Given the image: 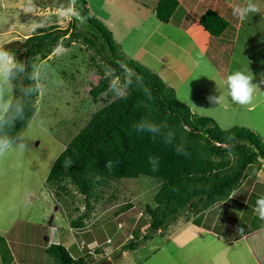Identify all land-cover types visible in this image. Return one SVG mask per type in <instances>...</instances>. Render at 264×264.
<instances>
[{
	"label": "rangeland",
	"instance_id": "374dc122",
	"mask_svg": "<svg viewBox=\"0 0 264 264\" xmlns=\"http://www.w3.org/2000/svg\"><path fill=\"white\" fill-rule=\"evenodd\" d=\"M157 1L87 0L92 14L112 32L122 54L156 73L173 88L177 101L198 115L213 118L221 129L246 127L264 141V14H261L264 0H254L260 13L246 19L227 14L229 26L220 36L221 43L215 48L209 46L210 52L218 53L216 58L209 55L212 59L194 43L186 27L176 24L175 14L167 23L156 18ZM34 3L37 11L27 13L23 10L24 0H0V37L6 40L16 37L15 40L23 43L33 32L35 23L45 21L44 26L57 24L61 28L70 25L71 20H60L56 15V9L65 0H34ZM234 3L243 6L246 0ZM208 4L202 2L194 8L195 12L202 13ZM65 48L64 56L53 57L50 53L46 59L63 85L49 86L39 100L32 117L37 126L29 133L31 150L0 163V236L16 254L19 264H57L54 257L45 253V247L51 243L64 245L73 256L84 254L82 257H89L88 261L91 255L86 252L93 248L95 254L105 256L104 261L117 263L122 246L148 231L145 206L155 204L159 181L140 175L101 182L88 198L89 209L87 198L75 186L64 181L46 183L55 157L102 106L101 98L107 95L102 93L96 99L92 96V87L101 77L99 60L93 56L92 49L81 41ZM237 70L252 75L253 83L259 86L251 105H236L230 98L226 78ZM219 94L223 97L219 105L209 103V96ZM112 97H115L113 93ZM129 203L131 206L127 208ZM83 213L93 218L91 222L84 219L78 227L71 226ZM178 219L192 220L193 215L182 212L168 224ZM209 220L206 218L205 222ZM161 229L155 232L159 234ZM215 230L222 231L221 227ZM75 241H83L84 247L75 248ZM88 244L93 247L89 248ZM106 246L107 252L109 248L112 251L107 256L103 250ZM144 251L139 248L130 253L144 257ZM102 262L97 255L94 264ZM0 264H3L1 260Z\"/></svg>",
	"mask_w": 264,
	"mask_h": 264
},
{
	"label": "trees",
	"instance_id": "16d2710c",
	"mask_svg": "<svg viewBox=\"0 0 264 264\" xmlns=\"http://www.w3.org/2000/svg\"><path fill=\"white\" fill-rule=\"evenodd\" d=\"M177 6L178 0H158L154 8L156 18L168 22ZM77 8L84 18L83 23L72 19L66 28L57 24L36 28L23 41L22 50L14 51L21 60L23 53L26 59H48L59 42L69 47L81 41L98 58L101 77L92 87V96L96 99L102 93L107 95L101 98L102 106L55 157L45 181L49 185L64 181L75 186L87 198L89 209L88 198L101 182L140 175L157 179L155 204L145 206L148 231L141 238L125 243L121 250L134 249L182 212L197 214L229 197L240 185L249 166L264 163V141L246 127L221 129L213 118L198 115L177 101L173 88L156 73L122 54L112 32L92 14L87 0H77ZM199 23L213 36H219L228 26L223 17L210 9L200 16ZM121 64L142 77L141 86H134L126 98L112 97L109 80L104 75L106 66L119 73ZM36 109L30 108L27 119L18 125L17 131L26 126ZM143 118L167 124L176 132L175 143L183 142L189 155L177 154L174 145L164 143L160 137L153 139L150 134L137 132L135 124ZM150 156L159 158L155 170L149 163ZM69 157L73 164L66 167L64 161ZM109 160L113 162L110 169L105 167ZM60 189L65 190L64 186ZM86 217V213L79 215L71 226L78 227ZM45 253L54 257L57 264H88L82 256H71L60 243L49 244ZM0 257L3 264H12L10 251L1 236Z\"/></svg>",
	"mask_w": 264,
	"mask_h": 264
},
{
	"label": "crops",
	"instance_id": "0c3cea01",
	"mask_svg": "<svg viewBox=\"0 0 264 264\" xmlns=\"http://www.w3.org/2000/svg\"><path fill=\"white\" fill-rule=\"evenodd\" d=\"M204 1L209 2L208 8H203V12L197 14L194 8ZM234 1L191 0L189 2L188 0H178V6L168 22L173 19L175 14L176 24L186 27L185 31L201 51L207 54L209 59H212V56L209 55L216 58L218 53L210 52L209 46L215 48L217 44H220L219 40H222L220 36L226 29L219 36L210 35L199 23V18L207 9H210L228 22L227 14L233 15V8L242 6ZM261 14H264V10L261 11ZM15 39L16 37H12L7 41ZM261 196H264V163L249 166L240 185L229 197L218 201L203 212L192 214V220H175L174 223L162 228L165 229L164 232L161 229L159 234L153 233L151 238L140 243L134 249L120 251L117 263L110 260V264H264V220H260L254 211L256 200ZM86 215L88 216V214ZM206 218H210L207 223L205 222ZM84 219L86 223H89L93 218L86 217ZM216 227H221L222 231L218 232L215 230ZM74 243L77 244L75 248L82 249L84 247L83 241ZM87 246L93 247L92 244ZM139 248L145 249L144 257L131 255V251H136ZM8 249L12 264H19L16 254L11 248L8 247ZM103 250L106 251L104 253L106 256L109 254L108 252H112L110 248L107 252V246ZM75 253L78 252L75 251ZM87 253L91 255V264H94L97 255L100 261L106 259H102L105 256L97 252L95 254L93 248ZM83 255L73 256L71 254L74 258ZM23 264L28 263L23 262Z\"/></svg>",
	"mask_w": 264,
	"mask_h": 264
},
{
	"label": "clouds",
	"instance_id": "9594fccd",
	"mask_svg": "<svg viewBox=\"0 0 264 264\" xmlns=\"http://www.w3.org/2000/svg\"><path fill=\"white\" fill-rule=\"evenodd\" d=\"M27 13L37 11L34 0H24V9ZM260 13V7L254 0H246L243 6L233 8V15L243 20L252 14ZM56 15L60 20L69 21L75 19L84 22L77 0H66L56 9ZM45 21L32 25V31L43 27ZM11 42V41H10ZM67 49L59 42L52 50L51 56L62 57ZM105 78L109 80V91L117 98H126L134 86H141L142 77L126 64L120 65V72L110 66L105 67ZM227 90L232 102L236 105L247 106L254 101L255 93L259 86L253 83V76L237 70L227 76ZM63 81L56 78L55 69L46 59L36 58L23 59L13 48L9 47V41L0 37V163L10 156L21 157L28 153L31 148L29 133L37 126L35 119L28 120L23 130L17 131L18 125L25 122L30 108H37L39 100L43 97L49 86L61 87ZM151 99L148 89H144ZM222 95L209 96V103L219 105ZM39 123H42L39 122ZM137 132L150 134L153 139L162 138L163 142L174 145L177 154L189 155L183 142H176V132L167 124L156 123L149 118H143L135 124ZM232 140L233 137H228ZM149 163L155 170L159 165V158L149 157ZM72 159L66 158L64 165L72 166ZM112 161H107L105 167L111 168ZM261 220H264V196L258 197L254 209Z\"/></svg>",
	"mask_w": 264,
	"mask_h": 264
},
{
	"label": "water",
	"instance_id": "95a60500",
	"mask_svg": "<svg viewBox=\"0 0 264 264\" xmlns=\"http://www.w3.org/2000/svg\"><path fill=\"white\" fill-rule=\"evenodd\" d=\"M9 47L13 48V49H22L23 48V43L21 41L14 40V41L9 42ZM23 59H26V54L25 53L22 54V60ZM110 263L111 262L107 260V261H103L100 264H110Z\"/></svg>",
	"mask_w": 264,
	"mask_h": 264
}]
</instances>
